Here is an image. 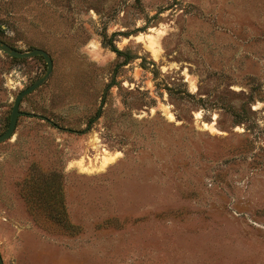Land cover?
<instances>
[{
	"label": "rangeland",
	"instance_id": "1",
	"mask_svg": "<svg viewBox=\"0 0 264 264\" xmlns=\"http://www.w3.org/2000/svg\"><path fill=\"white\" fill-rule=\"evenodd\" d=\"M0 40L54 63L0 143L5 264H264V0H0ZM46 70L0 52V134Z\"/></svg>",
	"mask_w": 264,
	"mask_h": 264
},
{
	"label": "water",
	"instance_id": "2",
	"mask_svg": "<svg viewBox=\"0 0 264 264\" xmlns=\"http://www.w3.org/2000/svg\"><path fill=\"white\" fill-rule=\"evenodd\" d=\"M0 52H3L7 54L8 56L12 58H17V59L42 57L44 58L47 64V70L45 74L41 76L38 80H36L31 86H29L28 88L20 92L18 96L15 98L13 105L11 107V110H10V114H9V121H8V126H7L8 128L4 133L0 134V143H4L8 140H11L15 135L18 120L23 114L20 110L22 101L24 100V98H26L28 95L35 92L38 88L42 87L47 82V80L50 78L51 74L53 73L54 63H53L52 56L46 50L35 48V49L21 51V50H18L12 47L11 45H9L8 43L2 40H0ZM102 109H103V105L100 107L97 120L101 116ZM29 115L32 117H39V118L42 117V116L35 115V114H29ZM49 122L51 123V121ZM0 264H5L1 252H0Z\"/></svg>",
	"mask_w": 264,
	"mask_h": 264
},
{
	"label": "trees",
	"instance_id": "3",
	"mask_svg": "<svg viewBox=\"0 0 264 264\" xmlns=\"http://www.w3.org/2000/svg\"><path fill=\"white\" fill-rule=\"evenodd\" d=\"M8 128V127H7ZM57 191L56 192H59L60 191V194L58 195L57 193L55 195L59 196L60 198L59 199H56V203L60 202V205H59V208H60V211H59V215H60V220L61 221H64V223L66 225H68V220H67V214H66V210H65V206L64 204L61 202L62 200V195H61V189H56ZM61 206H62V209H61Z\"/></svg>",
	"mask_w": 264,
	"mask_h": 264
},
{
	"label": "bare ground",
	"instance_id": "4",
	"mask_svg": "<svg viewBox=\"0 0 264 264\" xmlns=\"http://www.w3.org/2000/svg\"><path fill=\"white\" fill-rule=\"evenodd\" d=\"M154 52V51H153ZM104 164H109L108 163V160H107V158H106V156H105V158H104ZM107 167V166H106Z\"/></svg>",
	"mask_w": 264,
	"mask_h": 264
}]
</instances>
